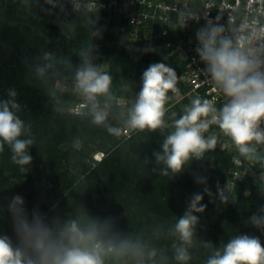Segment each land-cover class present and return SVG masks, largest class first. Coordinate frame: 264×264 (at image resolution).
Instances as JSON below:
<instances>
[{
    "label": "rangeland",
    "instance_id": "374dc122",
    "mask_svg": "<svg viewBox=\"0 0 264 264\" xmlns=\"http://www.w3.org/2000/svg\"><path fill=\"white\" fill-rule=\"evenodd\" d=\"M97 11L104 10L102 8L93 10L87 0H53L51 4L47 3V0H0V98H8L9 88L17 91V100L21 104V111L18 115L26 124L31 125V134L34 139V145L29 149L33 161L29 166V171L25 174L11 159L7 162L4 160L6 152L12 154L8 145H5L4 152L0 153V204L5 205L4 213L14 215L9 210V204L13 197L20 195L24 200V208L29 219L34 211H38L41 219L57 233L71 222H75L82 230L95 232L98 235L101 230L108 231L106 224L103 223H99L100 228L97 225L87 226L86 221L88 217L93 216V207L99 199L97 193L86 192L88 182L82 186L79 184L99 166L97 159H107L113 156L118 147L115 145L116 141L120 144L126 141L121 135L105 143V148L101 150L99 146L102 143L95 138L88 141L86 145L82 142L84 134L81 127L85 125H82V119L73 116L75 114H68L70 108L78 103L77 100L82 101L73 78L76 68L82 62L80 53L84 52L91 58L99 60L105 59V55H108V63H102V67L112 75V91L117 99L123 102L118 108L119 112L126 111L138 93L134 78H131L136 66L147 62L150 65L153 64L150 61L153 54L151 47L141 40L142 30L131 24L125 13L118 9L112 12L98 13ZM69 27H72L76 34L66 35L70 42L67 45L62 44L61 39L65 34V29ZM92 31H98L109 41L98 42V38H92ZM81 42H84V46H81ZM47 50L53 52L54 67L48 71L45 78L40 79L33 68L36 64L43 63L38 58V54ZM113 52H119L120 58H114L111 55ZM183 59L184 53L180 51L171 57H165L161 62L175 68L178 79H180ZM119 75L122 76L118 78ZM177 88L179 90L181 88L179 80ZM46 91L51 92L50 102L44 97ZM169 96L171 98L166 105L168 111L165 117L169 127L158 130L161 132L170 131L172 121L178 119L187 106L186 102H179L177 93H171ZM52 102L59 103L60 107L57 111L50 109ZM54 113H57L59 117L53 116ZM54 118L78 123L76 128H79V131L74 134L72 145L57 146L58 138L55 137V132L48 131L50 122ZM112 119V117L109 118V120ZM216 135L218 136L216 148L205 153L203 160L189 162L190 165H185L186 169L181 174L161 175L162 165L157 166L156 173L153 171L156 164L152 165L149 162L144 165L142 161L132 157L126 162L124 160L123 163L124 165L138 163L137 170L122 173L117 168V171L111 173L108 179L109 186L114 187L117 192L121 191V195L128 200L126 204L113 202L114 211L112 213L121 212L123 209L126 212L130 210L127 212L128 216L125 214L121 218L119 214L116 215L117 225L144 234L143 247L158 249V255L154 261L165 263L161 255H167L168 258L172 256L171 245L176 242V238L171 235L170 228L174 226L177 218L184 214L188 201L194 193L203 194L202 204L206 205V209L203 213H197L199 216L197 239H195L194 246L189 249L191 257L203 258L202 252L207 251L200 245L199 240L213 244V240L220 231L223 234L228 231L231 236V228L226 224L230 223L232 227L234 226L233 228L238 229L241 227L240 224H245L250 229H255L250 224H246V221L257 212L260 205H264L255 197L256 192L258 193L256 185L264 182V170L260 169V172L256 173L254 166L238 154L229 138L221 134ZM50 147L54 150L56 147H67L68 149L72 147L77 153L82 152L84 154L83 164L87 165L88 171L82 166H75L74 157H79V153L76 156L69 155L58 162V160L54 161V158L57 159L61 156L60 154L50 155L45 152H49ZM230 158L241 168L229 170ZM44 160L49 162L42 163ZM120 163L118 161L119 165ZM51 164H53L55 174L50 173L47 176L45 172H47L46 169L52 168ZM44 168H46L45 172L42 173ZM113 169L112 167L111 170ZM236 170L238 174L234 173ZM17 171H20L22 177L24 176L28 181V186H24ZM131 174H135L136 183L133 182L134 179L130 180ZM196 177H206V185L196 183ZM120 178L125 184L119 185V189ZM250 179H253V185ZM77 187H80L78 192L68 198V195ZM205 187L210 191L211 196L204 192ZM142 189H145L143 194ZM129 191L136 192L130 193ZM42 192L45 195H42ZM142 198L154 200V206L149 218L150 225L145 223L138 227V222L135 221L137 218L134 215L151 213V209H147L144 204L141 205ZM134 200L137 208L132 205ZM14 228L15 220L4 224L2 230L0 229V235L6 234L14 243H17ZM238 234L241 233H236L233 237ZM256 234L252 236L264 240V232L258 229ZM224 236L220 235L222 238ZM105 239L112 242L107 243L117 245L114 240L108 237ZM110 255L108 254L105 260ZM169 263L167 259L165 264Z\"/></svg>",
    "mask_w": 264,
    "mask_h": 264
},
{
    "label": "clouds",
    "instance_id": "9594fccd",
    "mask_svg": "<svg viewBox=\"0 0 264 264\" xmlns=\"http://www.w3.org/2000/svg\"><path fill=\"white\" fill-rule=\"evenodd\" d=\"M53 3V0H47ZM185 26L189 21H198L194 13L181 14ZM95 23V21H92ZM225 26L208 20L197 29L195 39L196 55L204 65L202 73L216 86L224 97L220 107L208 98L196 96L183 109V114L171 123V130L160 144V151L153 153L157 173L173 176L185 171V165L194 160H203L205 153L218 144L216 134L208 135L212 126L228 137L238 154L253 166L264 170V28L254 35L246 36L240 42L239 36L226 35ZM93 39L100 33L92 31ZM254 41V42H253ZM95 47L94 45L92 46ZM81 64L74 72V85L82 97L81 115L90 122L114 136L120 137L128 132H152L168 128L166 114L169 93L176 94L178 76L176 69L165 62L149 65L142 73L141 87L126 111H117L123 102L112 91L113 77L104 70L103 64L93 62L90 55L80 53ZM38 58L43 63L33 68L38 78L46 77L54 65L53 52L41 51ZM14 88L7 90V99L0 98V153L5 145L11 149V161L19 166L22 173L29 171L33 157L29 149L34 145L31 125L18 115L21 104ZM113 117L117 125L109 123ZM98 160V159H97ZM145 157L143 164L149 163ZM196 183L206 185V177H196ZM264 196V182L256 185ZM204 192L211 196L207 187ZM203 194L194 193L182 216L170 228L176 242L171 245V259L175 264H188L192 259L189 249L197 239L199 216L206 205L202 204ZM9 210L15 217L14 231L17 243L8 235H0V264H105L110 253L129 255L140 261H154L158 249H145L139 244H106L98 239V233L82 230L75 222L66 225L60 232H54L46 224L38 211L31 219L24 208L20 195L12 198ZM246 224L264 232V205H260ZM200 245L212 252L206 264H264V245L259 237L238 234L222 247L214 248L209 241L199 240ZM167 260V255L162 257Z\"/></svg>",
    "mask_w": 264,
    "mask_h": 264
},
{
    "label": "trees",
    "instance_id": "16d2710c",
    "mask_svg": "<svg viewBox=\"0 0 264 264\" xmlns=\"http://www.w3.org/2000/svg\"><path fill=\"white\" fill-rule=\"evenodd\" d=\"M98 13L101 12H107V11H97ZM166 27V24L163 23H157L155 25V29H156V34L159 37V33L160 31ZM70 35V36H74V34H76V31H73L72 27L66 28L65 29V34L63 35L61 41L62 44H68L70 42V40L67 39L66 35ZM104 41H109L108 38H106L105 36L103 37L102 35H100L98 37V42L103 43ZM81 46H84V42H81ZM114 58H120L121 54L119 52H113L111 54ZM108 55H105V59L103 60H99V59H93L94 63L97 64H102V63H108ZM162 59H164L162 57V55L159 52H155L152 54V60H150L152 63H157V62H161ZM146 64V65H145ZM143 65H137L135 68V71L132 75L131 78H134V82L135 85L139 88L138 92L140 90L141 87V78H142V73L147 69V67L150 65L149 62L145 63ZM143 66H145V68H143ZM122 75H119L118 78H120ZM130 78V77H129ZM50 91H46V93L44 94L45 99H47V101L50 102ZM171 94V93H169ZM64 97V96H63ZM78 102H80L81 100H77ZM58 107H60L58 102H52L51 105V110L52 111H57ZM119 111V109H114L113 112V116L115 115V113ZM68 114H72L71 112L68 111ZM57 113H54L53 116L55 117H59L57 116ZM73 115V114H72ZM75 116V115H73ZM78 119H82V125H85L84 127L82 126V132H83V143L84 145L88 144L90 140L92 139H97L99 140L102 144L99 146L100 150L105 148V143L111 142V140L116 139L117 137H114L112 135H110L106 129L104 127H99V126H95L90 122V118L85 117L83 115H76L75 116ZM113 118V117H112ZM50 126L48 128V131H54V135L56 138H58V142H57V146H67V145H72V138L74 136V134H76L79 131V128H76V126L78 125V123L76 124L75 122H73L72 120L69 122L67 119H53L50 122ZM109 123L113 124V125H117L119 123L118 120H116L115 118H113L112 120H109ZM169 131L166 132H161V131H157L155 133L152 132H148V131H144V132H137L132 138H130V140H126L124 141V143L120 144L119 141L115 142V145H118V147L115 149L113 156L112 157H108L103 158L101 161L98 162V167L95 168V170H93L92 172H90L87 175V178L81 183L79 184L80 186L84 185L85 182L87 183V191L86 192H91V193H97V197L99 199V202H97L95 204V206L93 207V211L92 217H88V221H86L87 226L89 227H93L95 225H99V223H103L104 225L106 224V228H108L107 232H104V230H101L100 234L98 235V239L103 241V242H110L108 240H106L105 238L108 237L111 240H114L118 245L122 244V243H127V244H139L142 245L143 244V239H144V234H141L140 232H136L135 230H131L128 228H122L120 225H117L116 221L117 217L116 215H118L119 217L122 218V216H124L125 214L127 215V212H129L130 210H128L127 212L124 211V209L121 212H114L112 213L113 210V202L114 203H121V204H126V202L128 201L125 197H123V195H121V191L117 192V190L111 186H109V182L108 179L111 176V173L117 171V168L122 171V173H124V171H133L138 169V163H134L132 165H124V160L126 162V160L132 159V157H136L138 161H144L145 157L149 158V161L152 163V165H155V159L153 157V153L156 151H160V144L162 143L165 135L168 133ZM54 137V138H55ZM228 138V137H226ZM52 141V140H51ZM57 141V140H56ZM53 141V142H56ZM47 152V154L50 155H55V154H60L61 156L57 159L54 158V161H61L63 158L65 159V157L72 155L73 156L77 155L79 153V157H74L75 158V166H82L84 170L88 171V167L87 165L83 164V159H84V154L82 152H78L76 150H73L72 147L71 148H57L54 150L53 147H50L49 152ZM56 152V153H55ZM7 155L4 157V160L7 162V160L11 159V154L10 152H6ZM49 155V156H50ZM52 157V156H51ZM63 159V160H64ZM118 161H120V165L118 164ZM132 161V160H131ZM229 161H231L230 165H228V169H238L241 168V166H237L235 163H233L232 159L230 158ZM49 162L48 160H44L42 163ZM55 163V162H54ZM53 163V164H54ZM123 163V164H122ZM44 164V165H46ZM53 164H51V169H46L44 168V170H42V173L45 172V169L47 170V172H45V175H50V173L55 174V171L53 169ZM119 165V167H118ZM143 165V164H141ZM48 166V165H47ZM112 167L114 168L113 170ZM144 167V166H143ZM253 169L255 170L256 173L260 172V167L259 165H255L253 167ZM44 171V172H43ZM18 172V176L22 178L23 180V184L24 186H28V181L24 178V176L22 177L20 171ZM132 176H130V180L134 179L133 182H137L135 180V174H131ZM53 176V175H52ZM132 182V183H133ZM250 182L254 183L253 179H250ZM73 183V182H72ZM71 183V184H72ZM125 182L122 178H120L119 181V185H124ZM73 185V184H72ZM49 188L51 186H48ZM80 189V187H77L75 191H73L70 195H68L70 197H72V195H75L76 192H78V190ZM120 189V186H119ZM145 190V189H144ZM143 189L142 194L145 192ZM33 192V191H32ZM130 192V191H129ZM131 192H136V191H131ZM130 192V193H131ZM44 193L42 192V195ZM128 194V193H127ZM45 195V194H44ZM255 197L258 199V202H262L264 203V196H262L259 192L255 194ZM67 198V199H68ZM143 199V198H142ZM66 200V198L64 199ZM136 200V197H135ZM135 200L133 201V206L137 208V205L135 203ZM130 201V200H129ZM105 202V203H104ZM144 204V206L147 209H151V213L150 212H146V214L140 213L139 216L134 215L135 218H137V220H135L136 222H138V227H140L142 224L144 225L145 223H147V225H150V216L153 213V206H154V200L150 201L148 199L142 201L141 205ZM5 206V205H4ZM4 206H2L0 204V229L2 230V228L4 227V224L10 223L11 221L15 220L14 215H11L9 213H4ZM123 206V205H122ZM131 207V206H129ZM116 213V214H115ZM148 215V216H147ZM128 216V215H127ZM126 220L128 221V218L126 217ZM232 224H226L227 227L230 226L231 228V236L230 233L227 231L223 232L220 231V233L217 235V237L213 240V245L214 248H219L222 247L223 244H225L228 240H230L231 238H233V235L236 233H241V234H248V235H254L258 232V229L255 228L254 230L250 227L245 226V224H240L241 227L238 228H233L231 226ZM98 226V227H99ZM100 228V227H99ZM147 229V228H146ZM236 229L238 231H236ZM148 230V229H147ZM225 230V229H222ZM257 230V231H256ZM149 232V231H148ZM220 235H225L224 238L220 237ZM257 235V234H256ZM264 241V240H263ZM263 241L261 240V243H263ZM112 243V242H110ZM109 244V243H108ZM143 246V245H142ZM147 250V249H146ZM212 250L211 249H207V251L202 252V257L203 258H196V257H192V259L196 258L195 260H191L188 262V264H206V260L209 257V255L211 254ZM111 255L107 257V259L105 260V264H165L166 260L164 259L163 263L162 261H152L149 263L148 260H144V261H140L139 258L137 257H133L131 254L129 255H120L117 253H110ZM192 255V254H191ZM164 255H161V257H163ZM200 256V255H198ZM169 260V264H175V261L171 259V257L168 258ZM202 260V262H201Z\"/></svg>",
    "mask_w": 264,
    "mask_h": 264
},
{
    "label": "built area",
    "instance_id": "2783aa9c",
    "mask_svg": "<svg viewBox=\"0 0 264 264\" xmlns=\"http://www.w3.org/2000/svg\"><path fill=\"white\" fill-rule=\"evenodd\" d=\"M88 2L93 10L102 8L112 12L118 9L125 13L129 22L142 30L141 40L151 47L152 53L159 52L165 58L183 51L184 63L178 79L181 88L177 96L179 102H186L187 106L196 96L214 101L217 107L224 102L223 95L201 71L204 65L195 52L197 29L212 20L225 26L226 35L239 36L240 42L244 43L246 36L254 35L264 28V0H87ZM190 13H194L198 21H189L185 26L181 14L187 16ZM157 23L166 24L159 37L155 29ZM82 102L83 100L70 108L75 116L84 111ZM212 132L226 137L216 126H212L205 135ZM136 133L125 130L122 135L124 139L130 140ZM234 173L239 172L236 170Z\"/></svg>",
    "mask_w": 264,
    "mask_h": 264
}]
</instances>
